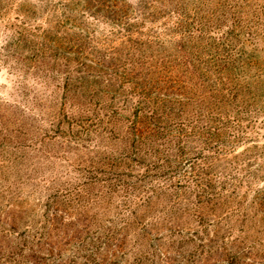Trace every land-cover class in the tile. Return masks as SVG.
<instances>
[{
    "label": "rangeland",
    "instance_id": "rangeland-1",
    "mask_svg": "<svg viewBox=\"0 0 264 264\" xmlns=\"http://www.w3.org/2000/svg\"><path fill=\"white\" fill-rule=\"evenodd\" d=\"M0 264H264V0H0Z\"/></svg>",
    "mask_w": 264,
    "mask_h": 264
}]
</instances>
